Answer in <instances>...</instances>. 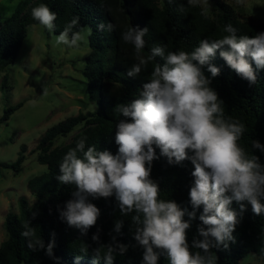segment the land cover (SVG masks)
<instances>
[{
	"label": "trees",
	"instance_id": "16d2710c",
	"mask_svg": "<svg viewBox=\"0 0 264 264\" xmlns=\"http://www.w3.org/2000/svg\"><path fill=\"white\" fill-rule=\"evenodd\" d=\"M214 1L216 10L205 18L201 15V8L188 6L187 0H19L13 11L2 18L0 70L13 60L26 33V26L38 22L32 18L33 7L44 3L56 12L55 32H62L67 23L76 17L79 23L72 29L73 32L84 24L89 25L91 29L87 37L90 51L85 56L81 71L86 77L87 96L96 102V107L68 115L42 133L40 144H46L36 159L45 164V170L27 179L26 186L35 199L28 201L24 195H20L17 198L18 211H7L4 215L2 224L6 237L0 241V264H108L105 259L107 247L117 243L126 245L127 250L122 255L117 250L112 264H142L144 249L134 238L137 227L131 219L134 213L123 215L114 195L109 198L88 197L100 209V215L87 234L69 226L61 218L60 210L73 198L72 193L76 188L57 179L59 164L67 151L83 137H87L86 148L94 145L97 151L107 150L113 155L117 154L116 125L122 119L130 120L120 114L119 106L138 98L143 84L150 78L153 65L164 63L162 58L157 57L138 76H128V70L137 63L134 46L125 44L121 38L129 27L148 29L144 36L145 56L157 45L165 46L166 54L168 51L191 52L203 39L211 41L226 35L223 29L228 24L237 29L238 36H255L264 32V21L238 19L226 2ZM101 23L105 24L104 30L98 28ZM108 23L114 26L111 32L107 30ZM224 48L227 49V46ZM219 51L210 63L220 68V74L211 77L207 65L202 66V71L211 80L210 87L223 102L225 118L245 125L240 145L250 155L258 156L260 163L264 164V153L252 148L253 140L264 145V69H256L251 58H247L257 76L256 83L250 84L228 66ZM4 81L3 76L1 84ZM19 104L16 102L6 106L0 119L5 120L7 114ZM80 122L81 128L69 141L49 148L56 136L66 134ZM153 147L158 158L152 161L150 178L158 184L160 198L174 200L181 208L193 211L189 192L194 181L191 175L194 165L188 159L179 164H170L167 157L161 155L160 148ZM22 151L23 145L13 161L1 162V166L18 171L23 160ZM229 207L237 212L240 222L232 234L234 240L227 242V248L213 240L211 252L216 264H237V260L248 251L261 255L264 260V214L255 215L250 204L245 205L243 212L235 201ZM202 211L203 206L195 209L196 218L187 230L190 247L194 238L202 239L197 231L198 226L202 225L199 220ZM184 219H189L187 214ZM118 221H123L119 231L116 230ZM25 225L31 227L36 237L43 241V248L28 247V239L22 235ZM94 234H98V240L93 239ZM49 243L53 244L51 255L47 254ZM158 264H170L166 254L160 255Z\"/></svg>",
	"mask_w": 264,
	"mask_h": 264
},
{
	"label": "clouds",
	"instance_id": "9594fccd",
	"mask_svg": "<svg viewBox=\"0 0 264 264\" xmlns=\"http://www.w3.org/2000/svg\"><path fill=\"white\" fill-rule=\"evenodd\" d=\"M187 4L200 7L201 15L207 18L209 0H187ZM31 15L49 32L55 31L57 14L46 4L33 7ZM78 23V17L67 23L56 36V44L79 48L86 37L83 28L72 31ZM98 28L104 30L105 24ZM113 29L108 23L107 30ZM147 31V28L129 27L122 33L124 43L134 46L137 60L128 70V76H138L157 57L164 63L153 65L138 98L119 106L120 114L130 120L122 119L116 125L117 154L97 151L94 145L86 148L87 137H83L63 156L57 179L62 184L75 185L76 190L60 210V216L69 226L87 234L100 215V209L88 197L114 195L123 215L134 213L131 217L137 226L134 238L144 249L142 264H158L161 254L167 255L170 264H216L211 252L213 240L227 248L240 222L237 212L229 205L235 201L243 212L245 205L250 204L255 215L264 214V164L240 145L246 127L225 118L223 102L210 87L211 80L202 66L207 65L211 77H217L221 70L210 61L220 50L219 55L231 69L255 84L256 72L247 58H251L256 69H264V32L238 36L237 29L228 24L223 29L226 35L211 41L203 39L191 52L166 54L165 46L157 45L145 56ZM153 145L160 148L170 164L188 159L194 165L191 173L194 181L189 192L193 211L181 208L174 200L160 198L159 186L150 178L152 161L158 158ZM252 148L264 153V145L258 140L252 141ZM200 206H203L199 216L202 225L197 231L202 239L194 238L190 247L187 230L196 218L195 209ZM122 224L123 221L116 223L117 231ZM22 235L28 239L29 248L44 247L28 225ZM93 239L98 240V234ZM52 247L49 243L48 255L52 254ZM117 250L122 255L127 246L109 245L105 254L108 264H112Z\"/></svg>",
	"mask_w": 264,
	"mask_h": 264
},
{
	"label": "rangeland",
	"instance_id": "374dc122",
	"mask_svg": "<svg viewBox=\"0 0 264 264\" xmlns=\"http://www.w3.org/2000/svg\"><path fill=\"white\" fill-rule=\"evenodd\" d=\"M19 0H0V21L8 16ZM238 19L264 21V0H223ZM23 2V1H21ZM208 15L216 10L209 0ZM85 41L79 48L57 45L60 32H49L39 22L26 26V33L13 60L0 70V116L6 106L20 104L0 119V163L15 159L23 145V160L18 171L0 164V241L6 237L3 218L7 211L17 212V198L24 195L35 199L26 186L27 179L45 170V164L36 157L41 152L40 137L44 130L68 115L96 107L87 96L86 77L82 74L85 56L89 53V25L80 26ZM4 84H1L2 77ZM78 123L64 135L56 136L49 148L69 141L79 131ZM237 264H264L263 257L248 251Z\"/></svg>",
	"mask_w": 264,
	"mask_h": 264
}]
</instances>
